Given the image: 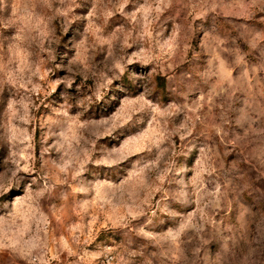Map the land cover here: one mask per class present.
<instances>
[{"label": "rangeland", "instance_id": "rangeland-1", "mask_svg": "<svg viewBox=\"0 0 264 264\" xmlns=\"http://www.w3.org/2000/svg\"><path fill=\"white\" fill-rule=\"evenodd\" d=\"M0 264H264V0H0Z\"/></svg>", "mask_w": 264, "mask_h": 264}]
</instances>
